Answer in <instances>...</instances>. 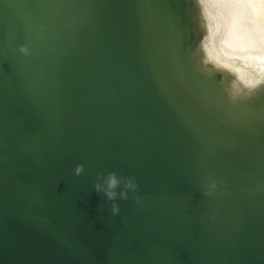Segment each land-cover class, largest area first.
Here are the masks:
<instances>
[{
  "label": "water",
  "instance_id": "95a60500",
  "mask_svg": "<svg viewBox=\"0 0 264 264\" xmlns=\"http://www.w3.org/2000/svg\"><path fill=\"white\" fill-rule=\"evenodd\" d=\"M184 24L178 0H0V264H264V113L227 131Z\"/></svg>",
  "mask_w": 264,
  "mask_h": 264
},
{
  "label": "clouds",
  "instance_id": "9594fccd",
  "mask_svg": "<svg viewBox=\"0 0 264 264\" xmlns=\"http://www.w3.org/2000/svg\"><path fill=\"white\" fill-rule=\"evenodd\" d=\"M196 24L194 56L196 64L204 75L220 77L226 85L229 98H247L241 92L253 96L264 93V0H191ZM24 56L31 51L26 45L19 48ZM84 166L78 165L74 175L83 173ZM99 179H104L100 174ZM106 188L96 183L97 192L103 190L108 200H116V188L121 184L116 172H110L104 179ZM125 189L136 191L138 183L134 178L125 182ZM205 196H211L217 184L208 186ZM120 198L129 199L127 191ZM136 202L140 198L135 197ZM111 212H120L119 204L111 205Z\"/></svg>",
  "mask_w": 264,
  "mask_h": 264
},
{
  "label": "bare ground",
  "instance_id": "6f19581e",
  "mask_svg": "<svg viewBox=\"0 0 264 264\" xmlns=\"http://www.w3.org/2000/svg\"><path fill=\"white\" fill-rule=\"evenodd\" d=\"M182 14L184 16L185 33L182 32L188 39V46L186 48L187 59V75L195 80L202 82L208 93L209 105L215 110L217 115L221 118L227 131H232L230 127L242 126L245 123V117L256 114L259 110L264 113V93L253 96L248 92H241L247 100L237 99L233 102L228 95L226 85L220 82V77H208L199 70L194 56V47L196 41V24L193 15V8L191 0H178ZM124 62L122 61L119 70H123ZM212 93L215 94L213 97ZM243 128V127H242ZM236 140V139H235ZM264 178V174L262 175ZM264 180V179H263ZM261 197L264 200V189L260 186ZM116 245V239L108 244L109 251ZM106 254H108L106 252ZM147 264H170L167 257L163 254L160 258L149 261Z\"/></svg>",
  "mask_w": 264,
  "mask_h": 264
}]
</instances>
